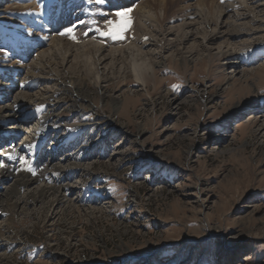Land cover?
Returning <instances> with one entry per match:
<instances>
[{"label":"rangeland","instance_id":"1","mask_svg":"<svg viewBox=\"0 0 264 264\" xmlns=\"http://www.w3.org/2000/svg\"><path fill=\"white\" fill-rule=\"evenodd\" d=\"M142 1L36 0L39 24L31 32L18 28L29 19L22 0H0V58L30 62L47 50L42 30L52 27L73 45L89 37L116 46L103 33L109 21L119 23L117 12L127 14L123 39L134 43L150 31L129 17ZM197 1L168 0L158 23ZM252 41L243 54L252 64L229 81L222 59L166 55L138 86L128 53L120 71L108 74L104 98L85 80L93 121L69 130L100 143L77 185L83 196L54 219L47 203L36 217L28 209L12 219L7 264H264V36ZM64 96L57 113L74 124L66 107L75 96Z\"/></svg>","mask_w":264,"mask_h":264},{"label":"bare ground","instance_id":"2","mask_svg":"<svg viewBox=\"0 0 264 264\" xmlns=\"http://www.w3.org/2000/svg\"><path fill=\"white\" fill-rule=\"evenodd\" d=\"M167 1L152 0L150 5L146 2L133 7L129 17L136 16L134 24H149L150 29L140 36L137 33L134 43L110 37L117 45L109 46L110 40L105 39L104 45L98 43L100 39L95 42L88 37L73 45L52 27L42 30L47 35V50L39 51L30 62L10 64L0 58V135L8 136L0 138V264H7L14 251L7 236L12 219L24 217L28 209L36 217L46 203L49 218L54 219L57 211L75 205L83 196L77 185L98 158L92 150L100 143L93 135H76L77 131L69 130L93 121L95 108L84 101L88 94V88L83 87L85 80L92 82L96 94L104 98L108 74L120 71L127 53L131 57L129 72L138 86H145L153 77L154 67H164L166 55L181 61L203 56L222 59L228 67L227 81L239 75V69L252 64V59L243 58V54L252 49V40H262L264 36V0H198L183 7L180 16L161 25L158 22L165 18ZM21 3L29 19L18 28L34 27L30 30L33 32L34 25L39 24L36 0ZM152 10H158L156 16ZM78 31L74 36L83 39L84 32ZM25 55L24 59H28L29 52ZM138 58L143 61L136 62ZM240 73L243 75V71ZM65 94L75 96L66 107L73 113L74 124L57 113ZM35 153L39 158L34 161ZM115 153L110 156L118 154Z\"/></svg>","mask_w":264,"mask_h":264},{"label":"snow or ice","instance_id":"3","mask_svg":"<svg viewBox=\"0 0 264 264\" xmlns=\"http://www.w3.org/2000/svg\"><path fill=\"white\" fill-rule=\"evenodd\" d=\"M126 13L117 12V16L121 17L119 23H113L109 21V28L108 32L103 33V35L111 36L113 39H123V33L127 30L130 21L125 19Z\"/></svg>","mask_w":264,"mask_h":264}]
</instances>
